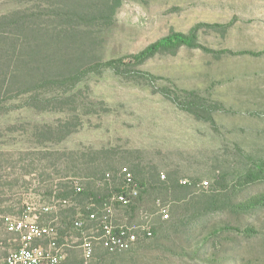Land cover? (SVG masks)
I'll return each instance as SVG.
<instances>
[{"label": "rangeland", "instance_id": "obj_1", "mask_svg": "<svg viewBox=\"0 0 264 264\" xmlns=\"http://www.w3.org/2000/svg\"><path fill=\"white\" fill-rule=\"evenodd\" d=\"M16 6V0H0V15ZM203 10L200 0H124L114 25L105 33L103 59L123 58L129 63L130 56L171 33L188 34L202 22ZM199 34L200 42L213 50L258 47L221 43L214 30H201ZM255 64L258 63L249 57L229 59L224 55L218 59L202 49L182 47L176 54L163 51L156 54L138 66L143 75L137 77L132 71L128 75L133 77L130 80L111 72L94 76L89 81L91 96L84 95L88 98L85 100L102 101L106 111L96 106L99 113L84 118L80 131L63 147L113 150L118 171L139 165L147 175L158 172L161 180L175 174L181 179L209 182L208 189H195V194L188 196L190 201L200 193L234 202L264 195L263 182L246 186L238 197L231 196L230 190L234 179L264 160V79L262 86H249L250 78L258 70ZM244 73L247 77H243ZM232 74L240 78L229 81ZM232 84H237L238 92ZM259 87L258 95L250 93ZM185 91L196 92L205 99L200 109L207 107L214 123L197 121L172 104L166 95V92L179 95V101L184 102ZM57 118L20 110L1 115L0 134L4 136L0 139L3 144L0 150L24 148L27 141L24 129H29V124L55 122ZM11 126L16 127L14 133H6ZM213 177L225 181L224 185L229 187L214 192ZM26 191V188L14 191L13 204L17 208L18 202L23 206L41 199ZM170 198L151 191L142 195L136 207L156 224L162 220L156 200L168 206L169 220L173 206L167 201ZM138 210L131 213L117 210L118 222L135 217L137 220ZM194 214L189 213L185 228L141 241L131 251L108 254L98 247L89 264H264V207L239 214L228 206L191 223ZM250 227L255 233L249 235L246 229ZM70 231L67 239L77 246L78 232ZM18 243L17 235L7 234L0 227V254H9ZM70 252L68 262L75 264L80 251L74 248ZM0 264H4V259L0 258Z\"/></svg>", "mask_w": 264, "mask_h": 264}, {"label": "trees", "instance_id": "obj_2", "mask_svg": "<svg viewBox=\"0 0 264 264\" xmlns=\"http://www.w3.org/2000/svg\"><path fill=\"white\" fill-rule=\"evenodd\" d=\"M16 3L15 8L0 15V116L20 110L35 116L58 118L55 122L29 124L30 128L24 129L27 135L24 148L0 150V227L3 226L7 234L13 233L6 226V218L20 217L26 206H20L22 202H18V208L14 206L16 189L26 188V193L31 191L41 197L32 203L56 207L43 214L40 223L55 221L60 243L70 237V230L77 231L81 237L83 231L94 227L96 223L89 221L90 213L121 193L125 183L121 172L125 167L119 171L116 169L113 150L63 147L66 141L80 131L84 118L99 113L100 110L106 111L102 101L86 102L88 98L84 95L91 96L89 81L92 77L111 72L120 79L130 80L133 77L128 75L132 71H135L137 77L142 76L138 66L144 65L162 51L176 54L182 47L202 49L218 59L226 54H262L207 48L200 42V31L208 29L218 32L227 26L198 23L188 34L171 33L137 55L130 56L129 63H125L123 58L105 61V33L114 25L124 0H16ZM184 94L187 98L180 102L178 94L175 97L166 92L172 104L197 121L214 123L208 108L200 109L204 98L193 91H185ZM14 127H9L6 133H14ZM3 136L0 134V139ZM129 169L134 174L141 193L130 204H115V221L120 224L117 210L126 213L138 210L136 206L143 194L152 191L159 196L163 193L166 199L171 197L167 200L173 204L171 217L169 220L161 217L162 220L154 224V236L185 228L191 211L195 213L192 223L200 216L228 206L239 214H248L264 207V195L250 196L243 201L234 202L215 194L207 196L200 193L190 201L188 196L195 194L194 190L198 187L208 189L209 182L198 178L191 181L181 179L175 174H168L167 180H161L158 172L147 175L139 165H132ZM117 173L119 178L116 177ZM258 182L264 183V160L233 180L231 196L238 197L246 186ZM224 183L225 181L214 179L211 190L215 192L229 187ZM156 203L160 210L163 205L158 200ZM145 213L140 210L137 220H134L135 217L122 223L141 222ZM78 220L86 222L83 229L76 227ZM246 233L250 235L255 230L250 227L246 229ZM151 238H141L134 248L141 241ZM16 249L18 246L14 250ZM70 251L68 258L61 264H72L68 262ZM79 253L80 259L75 264H89L95 258L85 260ZM9 254H0L4 264Z\"/></svg>", "mask_w": 264, "mask_h": 264}, {"label": "built area", "instance_id": "obj_3", "mask_svg": "<svg viewBox=\"0 0 264 264\" xmlns=\"http://www.w3.org/2000/svg\"><path fill=\"white\" fill-rule=\"evenodd\" d=\"M125 179L121 193L89 215V221L96 223L94 227L83 231L74 246L66 238L59 242L58 228L55 221L41 224L43 214L49 213L55 206H42L27 203L20 217H8L5 220L9 232L18 236V249L11 251L6 264H61L69 255V251L77 248L85 260H91L98 247L115 254L132 250L141 238L154 236V224L147 215L138 223H117L114 218L115 204L126 205L140 196L141 190L129 168L122 169ZM108 177H110L108 175ZM80 191V188H79ZM95 207V205H92ZM160 216L169 218L168 206H161ZM76 227L83 229L84 220H78Z\"/></svg>", "mask_w": 264, "mask_h": 264}, {"label": "crops", "instance_id": "obj_4", "mask_svg": "<svg viewBox=\"0 0 264 264\" xmlns=\"http://www.w3.org/2000/svg\"><path fill=\"white\" fill-rule=\"evenodd\" d=\"M200 3L203 5L204 10L200 20L202 22L199 23L223 24L227 26L226 29H220L216 34L217 38H220L221 43L258 46L257 48H243L237 51L230 48L228 50L234 52L251 51L258 54L262 53L259 56L247 54H226V56L229 59L249 57L253 62L258 63L257 65L255 64L258 70L250 78L251 84L249 86L253 87L254 84H263L261 80L264 79V0H200ZM245 75L247 74L244 73L243 77H247ZM238 78H240L239 75L232 74V76L228 77V80H237ZM232 85L236 86L237 84ZM260 89L261 87L255 88L250 93L252 95H258ZM236 90H238L237 86Z\"/></svg>", "mask_w": 264, "mask_h": 264}]
</instances>
